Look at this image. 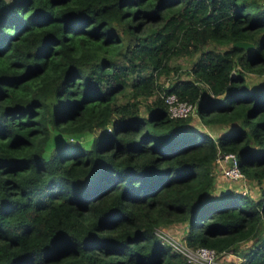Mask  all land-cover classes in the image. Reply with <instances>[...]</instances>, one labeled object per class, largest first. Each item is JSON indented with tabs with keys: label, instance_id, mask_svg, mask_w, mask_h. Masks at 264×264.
I'll return each mask as SVG.
<instances>
[{
	"label": "trees",
	"instance_id": "1",
	"mask_svg": "<svg viewBox=\"0 0 264 264\" xmlns=\"http://www.w3.org/2000/svg\"><path fill=\"white\" fill-rule=\"evenodd\" d=\"M247 73H264V0H0V264H190L155 232L178 223L189 247L264 264V86ZM227 152L258 198L213 193Z\"/></svg>",
	"mask_w": 264,
	"mask_h": 264
},
{
	"label": "built area",
	"instance_id": "2",
	"mask_svg": "<svg viewBox=\"0 0 264 264\" xmlns=\"http://www.w3.org/2000/svg\"><path fill=\"white\" fill-rule=\"evenodd\" d=\"M162 98L170 117L196 115L197 105L195 102L181 100L175 93L163 94ZM214 168L218 169L229 180L241 181V192L248 193V184L245 183L246 178L239 169L237 157L234 153H218L214 161ZM155 232L159 236L162 244L180 252L190 264H239L242 260L237 256L239 259L238 262L227 263L220 258L234 253L231 249L219 253L210 247H189L184 239L180 240L160 227L156 228Z\"/></svg>",
	"mask_w": 264,
	"mask_h": 264
},
{
	"label": "rangeland",
	"instance_id": "3",
	"mask_svg": "<svg viewBox=\"0 0 264 264\" xmlns=\"http://www.w3.org/2000/svg\"><path fill=\"white\" fill-rule=\"evenodd\" d=\"M191 63V58H186L185 56H181L179 57L178 59L174 60L172 62V64H178V65H181V70L183 72V75L182 77H186L188 75L185 74V69L189 66V64ZM168 77L169 76H161L160 77V80H163L165 83L167 82L168 80ZM171 78V77H170ZM245 80H246V83L248 84L249 88L252 89V90H260L262 89V87L264 86V75H257V74H254V73H247L245 75ZM169 81V80H168ZM219 100V98H216ZM143 109V108H142ZM191 123L194 124L195 126H200V122L197 118L196 115L192 116V120H191ZM227 129H230V127L226 126V125H223V128H221V130L219 129H216V130H211V134L213 136H216L218 135L221 131H226ZM68 138V136L66 135H61V134H57L55 132H52V139H51V142H50V145L52 144H56L58 142H63L65 141L66 139ZM224 183L220 184V187H231V188H234V189H237V190H241L242 187H240V184L242 183L241 181H239L237 183V185L235 184H230L228 181H222ZM245 183L248 184V193L253 197V198H258L260 195H259V184L254 182V181H248L247 179H245ZM239 185V186H238ZM221 189H224V188H221ZM216 192V191H213V193ZM170 228H168L166 231L168 233H170L171 235H174L175 237L179 238L180 240H183V234H184V231L186 230V225L185 224H182V223H178V224H173L171 226H169ZM251 242H243L241 244V247H246L248 245H250ZM221 260L223 261H226L227 263H234V262H238V257L236 254L232 253L228 256H224V257H221L220 258Z\"/></svg>",
	"mask_w": 264,
	"mask_h": 264
},
{
	"label": "crops",
	"instance_id": "4",
	"mask_svg": "<svg viewBox=\"0 0 264 264\" xmlns=\"http://www.w3.org/2000/svg\"><path fill=\"white\" fill-rule=\"evenodd\" d=\"M202 128L204 129V130H206V131H208V133H210L211 134V130H216V129H219V130H221V128H223V126H218V125H212V126H207V127H205L204 125H202ZM222 132V131H221ZM220 132V133H221ZM219 133V134H220ZM228 181L230 184H236L237 185V183L239 182V181H234V180H229V179H227V178H225L222 174H221V172L218 170V169H216V168H214V182H215V188H214V191H216V192H220L222 189L221 188H227V187H220V184H222V183H224V182H222V181ZM240 183V182H239ZM238 183V184H239ZM239 186V185H238ZM240 186H241V184H240ZM160 228H162V229H164V230H167L168 228H170V227H160Z\"/></svg>",
	"mask_w": 264,
	"mask_h": 264
},
{
	"label": "water",
	"instance_id": "5",
	"mask_svg": "<svg viewBox=\"0 0 264 264\" xmlns=\"http://www.w3.org/2000/svg\"><path fill=\"white\" fill-rule=\"evenodd\" d=\"M233 45L238 46V47H242L244 49H252L254 47L253 42L248 41V40H237L235 42H233Z\"/></svg>",
	"mask_w": 264,
	"mask_h": 264
}]
</instances>
